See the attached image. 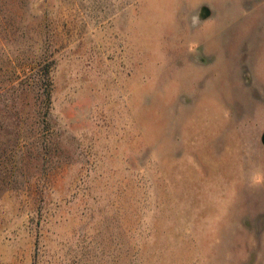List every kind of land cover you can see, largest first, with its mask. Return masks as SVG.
Instances as JSON below:
<instances>
[{"label": "rangeland", "instance_id": "374dc122", "mask_svg": "<svg viewBox=\"0 0 264 264\" xmlns=\"http://www.w3.org/2000/svg\"><path fill=\"white\" fill-rule=\"evenodd\" d=\"M264 0H0V264H264Z\"/></svg>", "mask_w": 264, "mask_h": 264}, {"label": "water", "instance_id": "95a60500", "mask_svg": "<svg viewBox=\"0 0 264 264\" xmlns=\"http://www.w3.org/2000/svg\"><path fill=\"white\" fill-rule=\"evenodd\" d=\"M262 142H263V144H264V134H263V136H262Z\"/></svg>", "mask_w": 264, "mask_h": 264}]
</instances>
